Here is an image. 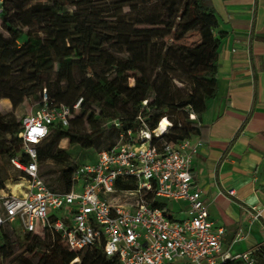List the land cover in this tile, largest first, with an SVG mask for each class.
Segmentation results:
<instances>
[{
    "label": "trees",
    "instance_id": "16d2710c",
    "mask_svg": "<svg viewBox=\"0 0 264 264\" xmlns=\"http://www.w3.org/2000/svg\"><path fill=\"white\" fill-rule=\"evenodd\" d=\"M177 5V0H5L0 6V61L11 68L9 77H0L1 97L18 105L23 99L12 89L25 96L45 89L39 107L46 93L51 106L67 105L75 113L67 127L53 123L38 145L39 170L48 162L56 166L40 171L41 177L57 173L49 187L69 190L74 170L84 163L59 147L67 136L75 137L82 149L98 152L112 147L122 132L152 131L167 117L170 127L161 136L153 135L152 144L161 147L164 142L203 137L207 128L203 116L218 90L223 36L214 34L219 20L208 0H183ZM189 33H196L199 42H178ZM181 75L186 77V93L174 83ZM108 120H112L109 125ZM21 130L22 121L16 123L0 113V160H27ZM102 137L105 144L98 147ZM6 178L8 168L2 162L0 190ZM117 186L131 189L137 182L130 177ZM155 204L169 209L166 202ZM16 248L23 250L16 253ZM254 255L257 264H264L261 251ZM76 258L80 263H72ZM0 260L5 264H119L101 248L72 251L50 234L19 236L9 224L0 232Z\"/></svg>",
    "mask_w": 264,
    "mask_h": 264
},
{
    "label": "built area",
    "instance_id": "2783aa9c",
    "mask_svg": "<svg viewBox=\"0 0 264 264\" xmlns=\"http://www.w3.org/2000/svg\"><path fill=\"white\" fill-rule=\"evenodd\" d=\"M71 117L69 106H51L46 93L43 104L23 117L19 135L27 160L15 157L11 163L23 171L19 185L24 189L10 194L0 190V232L9 224L25 233L50 234L72 251L101 248L119 264H255L257 250L264 257V243L236 255L223 250L225 231L210 218L202 192L193 186L192 164L200 143L190 137L161 147L152 144L153 135L161 136L170 127L167 117L152 131L122 132L112 147L74 170L69 190L49 187L40 176L38 145L53 123L67 127ZM164 119L168 124L162 128ZM130 177L137 182L135 188L117 186ZM168 201H184L185 216L171 217L155 204ZM253 210L252 219H264V206ZM243 237L240 229L237 239Z\"/></svg>",
    "mask_w": 264,
    "mask_h": 264
},
{
    "label": "crops",
    "instance_id": "0c3cea01",
    "mask_svg": "<svg viewBox=\"0 0 264 264\" xmlns=\"http://www.w3.org/2000/svg\"><path fill=\"white\" fill-rule=\"evenodd\" d=\"M208 2L219 20L214 34L223 38L217 94L203 116L207 128L192 137L200 143L193 186L225 231L223 250L236 255L264 243L263 217L251 218L254 206H264V0ZM240 229L244 237L237 239Z\"/></svg>",
    "mask_w": 264,
    "mask_h": 264
},
{
    "label": "rangeland",
    "instance_id": "374dc122",
    "mask_svg": "<svg viewBox=\"0 0 264 264\" xmlns=\"http://www.w3.org/2000/svg\"><path fill=\"white\" fill-rule=\"evenodd\" d=\"M179 7L183 0H177ZM0 31L2 30L1 26V20H0ZM179 43H184L187 45H194L197 42H199V36L196 33H189L184 38H182ZM11 75V68L9 66V63L0 61V77H9ZM186 77L181 75L179 78L175 80V85L177 88L181 89L183 92L187 91L188 85L184 83V79ZM31 91V90H29ZM45 89L41 91L44 92ZM12 92L17 96L22 98V102H20L18 105H14L9 99L2 98L0 95V113L4 116H10L14 119V121L17 123L19 121H22L23 117L31 112H34L38 109L40 104V90H36L35 92H30L26 96L21 92L20 89L14 88L12 89ZM186 93V92H185ZM19 99V98H18ZM75 117V113L72 114V118ZM86 123V122H85ZM112 123V120H108L107 125ZM88 123H86V127L88 128ZM107 135H110L113 140H115V134L113 131L108 130ZM6 139H10L9 135H5ZM105 144V138L102 137L100 141H98V147H103ZM59 147L66 150V152L69 153V155L72 158L78 159V161L81 162H90L95 159L96 151L94 149H88L84 150L81 148L80 144L75 141V137L67 136L59 141ZM4 162L6 167L8 168V178L5 179V193H20L22 189H24L23 185H19L21 183L20 176L18 175L20 172L13 167V165L9 162H7L5 159L2 161L0 160V164ZM54 169L56 166L48 162L44 164L42 167H40V171L44 173L46 169L48 168ZM57 173H49L43 175V180L48 183L52 182V179L56 177ZM55 186V185H54ZM57 186V185H56ZM169 209L168 214L171 217L174 218H181L185 216L186 211H181V207H184L186 203L184 201H168L167 202ZM17 224V223H16ZM18 225V224H17ZM16 232L19 236H22L25 232H23L21 227L16 228ZM23 250V248H16V253H20ZM81 259H78L77 263H80Z\"/></svg>",
    "mask_w": 264,
    "mask_h": 264
},
{
    "label": "bare ground",
    "instance_id": "6f19581e",
    "mask_svg": "<svg viewBox=\"0 0 264 264\" xmlns=\"http://www.w3.org/2000/svg\"><path fill=\"white\" fill-rule=\"evenodd\" d=\"M167 124H168V121H167L166 119H164V120L162 121V123H161V127H162V128H165Z\"/></svg>",
    "mask_w": 264,
    "mask_h": 264
}]
</instances>
